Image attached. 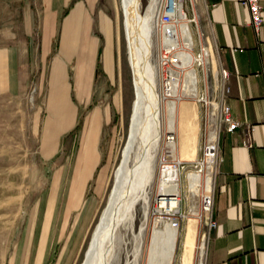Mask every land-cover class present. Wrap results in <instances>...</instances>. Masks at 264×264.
Masks as SVG:
<instances>
[{"label": "rangeland", "instance_id": "374dc122", "mask_svg": "<svg viewBox=\"0 0 264 264\" xmlns=\"http://www.w3.org/2000/svg\"><path fill=\"white\" fill-rule=\"evenodd\" d=\"M147 1L139 0L141 12L145 11ZM72 3L73 0H37L31 41L38 66L29 70L26 87L20 95L0 101V264H22L17 256L33 253L42 222L50 223L47 238L53 239L51 244L56 251L65 237H58L57 232L64 229L77 248L72 264H80L120 160L122 104L130 105L133 96L122 36L120 58L118 48L116 50L117 11L120 19L124 12L120 0H96L92 6L84 7L81 34L82 39L90 42L91 56L87 85L77 92L75 66L80 46L74 44L67 48L63 36L64 21ZM89 26L91 35L87 31ZM152 26L150 59L155 65V44L163 37H159L155 24ZM57 62L60 66L55 65ZM155 77L157 80V73ZM60 84L65 85L64 88L67 85L65 107H61L64 97ZM160 103L162 125L166 123L177 133L178 157H183L182 153L187 155L183 160L191 159L198 150L197 104L191 97ZM67 112L68 117L64 116ZM90 117L95 125L93 162L81 180L76 172L81 164V141ZM194 117V135L189 136L186 129L192 125ZM159 151L160 140L146 229L140 238L135 237L141 219V207L137 204L132 230L121 228L118 231L117 264H133V259L135 264H164L165 259L172 260L170 264H178L183 252L188 221L177 229L176 235L152 214L153 197L161 183ZM180 176L182 180V174ZM195 237L196 234L194 241ZM66 257H70L68 252ZM185 259L190 261V257Z\"/></svg>", "mask_w": 264, "mask_h": 264}, {"label": "crops", "instance_id": "0c3cea01", "mask_svg": "<svg viewBox=\"0 0 264 264\" xmlns=\"http://www.w3.org/2000/svg\"><path fill=\"white\" fill-rule=\"evenodd\" d=\"M94 1L73 0L64 21L66 47L80 46L75 66L77 92L87 85L91 56L90 42L82 39L81 23L84 7L92 6ZM260 3L263 21L258 35H255L249 23L248 10L239 0L197 2L200 24L210 34L213 44L215 58H212V64L216 60L229 70L230 90L226 100L231 116L253 125L251 147L241 144L243 131L240 127L220 133L222 160L215 175L212 209L216 226L206 249L207 264H264V0ZM35 5L37 0H0V101L20 95L26 87L29 70L38 66L31 41ZM102 23H105V18ZM87 31L91 35L90 26ZM116 42L119 53L117 27ZM55 65L60 66V63ZM66 87H63L61 107H65ZM64 116L68 117L69 112ZM86 124L81 141V164L76 172L81 180L93 162L91 148L95 125L92 117ZM49 224L41 223V233L33 253L17 256L22 264L73 263L77 248L69 235H65L64 229H60L57 236H65V240L61 239L60 248L56 251L51 244L53 239L47 238ZM61 226L64 228V224ZM44 229L46 232L42 233ZM51 249L56 253L49 252ZM67 252L69 258L66 257Z\"/></svg>", "mask_w": 264, "mask_h": 264}, {"label": "built area", "instance_id": "2783aa9c", "mask_svg": "<svg viewBox=\"0 0 264 264\" xmlns=\"http://www.w3.org/2000/svg\"><path fill=\"white\" fill-rule=\"evenodd\" d=\"M197 2L160 0L156 8L155 28L159 31V37L161 34L166 37L164 41L157 40L155 47L160 98L162 101H178L191 97L199 109V127L197 153L191 159L183 160L176 153L175 129L166 123L164 127L162 125L159 139L160 175L162 177L163 167L172 166L175 172L168 183L178 182V185L175 183V192L159 189L153 197L151 208L155 217L175 229L193 217L196 237L190 264H207L206 249L216 226L212 209L215 175L222 160L220 133L232 132L240 127L243 131L241 144L251 147L253 125L231 116L226 100L230 90L229 70L216 60L212 64L213 44L210 34L200 24ZM239 2L247 8L249 23L255 35H258L263 21L260 0ZM182 21L186 23L184 29L180 28ZM184 36L189 40L188 45L183 43ZM190 67L193 93L182 88L184 73Z\"/></svg>", "mask_w": 264, "mask_h": 264}, {"label": "bare ground", "instance_id": "6f19581e", "mask_svg": "<svg viewBox=\"0 0 264 264\" xmlns=\"http://www.w3.org/2000/svg\"><path fill=\"white\" fill-rule=\"evenodd\" d=\"M159 1L148 0L145 11L141 12L139 0H120L124 17L120 19L117 11L116 27L119 57L122 36L126 45V61L133 84V96L130 105L129 103L125 106L122 104L123 143L119 152L120 160L114 173L111 189L88 237L87 247L80 264H117L118 231L121 228L132 230L137 204L141 207V219L135 237H139L147 226L151 186L154 182V161L162 132V107L155 77L156 64L154 65L150 59L153 46L152 25L155 24L156 8ZM185 26L186 23L182 21L180 28L184 29ZM161 35L164 41L166 39L165 34ZM183 43L189 44V40L185 36ZM185 73L182 88L186 85V91L193 93L194 84L191 78V67ZM192 120V125L186 129L189 136L194 135L195 117ZM175 145L177 151L179 139ZM181 156L183 157L180 159L187 158V155L182 153ZM163 169L162 177L161 175L159 177L161 183L158 181L160 184L157 188L164 191H177L178 182H175L176 185L175 183H168L169 177L174 176V168L165 166ZM164 197L167 198L166 195ZM153 221L158 223L159 220L154 218ZM162 225H166L169 231L173 230L177 235V229L172 228L167 222H162ZM194 234L195 219L191 217L185 228L184 249L178 259V264H190ZM170 246L172 248V243ZM187 257H190L189 262H186L185 258ZM171 261L165 259L164 264H168V262L170 264ZM133 264H135L134 259Z\"/></svg>", "mask_w": 264, "mask_h": 264}]
</instances>
